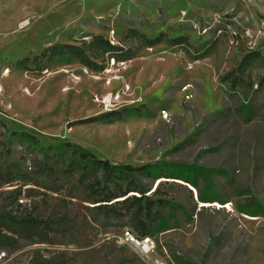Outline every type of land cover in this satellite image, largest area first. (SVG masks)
Segmentation results:
<instances>
[{
	"label": "rangeland",
	"instance_id": "1",
	"mask_svg": "<svg viewBox=\"0 0 264 264\" xmlns=\"http://www.w3.org/2000/svg\"><path fill=\"white\" fill-rule=\"evenodd\" d=\"M131 30L190 46L99 60L100 71L70 55L25 63L98 36L136 49ZM251 52L264 56V0H0V184L40 163L77 162L79 146L115 166L146 167V196L164 202L152 227L158 255L141 260L120 244L124 228L98 227L67 197L82 196L76 184L60 194L0 185V212L76 220L48 243L24 234L0 250V264H264V57L246 86L222 81Z\"/></svg>",
	"mask_w": 264,
	"mask_h": 264
},
{
	"label": "trees",
	"instance_id": "2",
	"mask_svg": "<svg viewBox=\"0 0 264 264\" xmlns=\"http://www.w3.org/2000/svg\"><path fill=\"white\" fill-rule=\"evenodd\" d=\"M127 37L138 43L136 49H124L98 36L82 47L56 46L41 56H36L32 62L27 60L25 63L37 65L41 59H46L45 57L51 59L54 56L70 55L88 69L100 71L102 64H99V60L126 63L135 59L143 49H151L159 44L172 47L190 46L186 38L169 39L166 35H160L158 38L149 39L136 30L129 31ZM263 57L259 52L247 54L237 68L222 81H229L233 89L246 86L245 74L247 70L253 62ZM66 146L74 147L70 143H67ZM77 147L80 150V160L77 162L71 161L68 166L61 168L48 162L40 163L29 176L17 177L14 174L0 185H13L21 181L23 187L32 185L51 193L60 194L66 185L76 184L78 189H82V196L70 192L67 197L87 205L92 223L105 230L124 228L137 236L152 237L153 225L164 219L161 212L164 202L146 196L150 191L142 186L139 178L141 175L147 174V168L115 166L109 161L98 159L95 155ZM59 184L62 185L56 186ZM157 192H159L158 188L153 194ZM12 193L16 200L22 196L21 190H15ZM75 224V218L69 214H60L54 219L44 221L31 215L15 216L11 213L0 212V250L16 244L18 238L24 234L30 235L29 237L32 239H37L39 243H48L51 234H66L75 227ZM67 263V258L42 260V264Z\"/></svg>",
	"mask_w": 264,
	"mask_h": 264
},
{
	"label": "built area",
	"instance_id": "3",
	"mask_svg": "<svg viewBox=\"0 0 264 264\" xmlns=\"http://www.w3.org/2000/svg\"><path fill=\"white\" fill-rule=\"evenodd\" d=\"M120 244L130 248L141 260L150 259L154 255H158L159 251L158 243L153 237L137 236L128 229L122 230ZM153 264H167V261L159 257L153 260Z\"/></svg>",
	"mask_w": 264,
	"mask_h": 264
},
{
	"label": "bare ground",
	"instance_id": "4",
	"mask_svg": "<svg viewBox=\"0 0 264 264\" xmlns=\"http://www.w3.org/2000/svg\"><path fill=\"white\" fill-rule=\"evenodd\" d=\"M163 118L164 119L168 118V115L166 113H163Z\"/></svg>",
	"mask_w": 264,
	"mask_h": 264
}]
</instances>
